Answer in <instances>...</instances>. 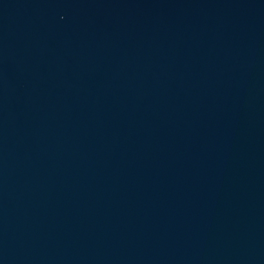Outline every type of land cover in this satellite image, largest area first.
<instances>
[{"label": "water", "instance_id": "95a60500", "mask_svg": "<svg viewBox=\"0 0 264 264\" xmlns=\"http://www.w3.org/2000/svg\"><path fill=\"white\" fill-rule=\"evenodd\" d=\"M0 264H264V0H0Z\"/></svg>", "mask_w": 264, "mask_h": 264}]
</instances>
